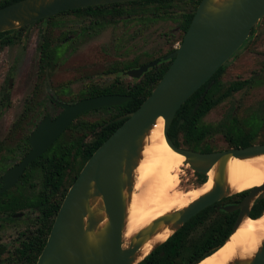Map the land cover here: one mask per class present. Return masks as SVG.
<instances>
[{
    "label": "water",
    "instance_id": "95a60500",
    "mask_svg": "<svg viewBox=\"0 0 264 264\" xmlns=\"http://www.w3.org/2000/svg\"><path fill=\"white\" fill-rule=\"evenodd\" d=\"M127 1L134 0H18L0 8V32L31 26L63 11ZM263 15L264 0H200L181 42L173 51L126 72L130 77L138 78L150 67L172 59L151 93L134 111L118 117L126 119L86 160L68 187L34 264H137L143 259L136 262L138 249L154 234L161 222L172 223L175 232L205 207L237 193L230 192L225 186L227 159L230 156L246 158L263 154L264 142L202 152L176 146L167 130L181 105L240 48ZM211 84H208L195 107ZM128 98L123 94H100L75 103L58 102L62 111L55 118L46 116L37 124L29 136L30 151L3 174L0 191L12 187L26 166L52 145L79 115L92 109L120 105ZM159 116L164 118L163 134L167 144L185 157V163L194 171L205 174L206 178L207 172L214 167V185L185 208L154 220L125 242L124 191L132 188L133 171L144 136ZM247 190L239 203L220 206L228 212L238 210L229 235L245 216L251 217L254 201L264 196V182ZM95 197H101L99 210L92 208ZM100 211H104L107 217L103 226H99L102 219ZM263 212L264 209L260 215ZM247 264H264V242Z\"/></svg>",
    "mask_w": 264,
    "mask_h": 264
},
{
    "label": "trees",
    "instance_id": "16d2710c",
    "mask_svg": "<svg viewBox=\"0 0 264 264\" xmlns=\"http://www.w3.org/2000/svg\"><path fill=\"white\" fill-rule=\"evenodd\" d=\"M16 1L18 0H0V8ZM199 1L200 0H186V3H188L187 5L190 7L189 9H183L181 20L179 21L182 35L181 40ZM148 5H154V11L152 13L171 14L175 8L173 0H134L63 11L51 16L48 20L41 19L35 24L43 22L50 25L57 16L70 13L76 15H84L87 13L89 17L90 14L97 15L98 17H105L106 14H110L114 17H118L119 15L130 16L135 12L148 10V8H145ZM126 7L128 8L125 9ZM188 10H192V12L188 13ZM27 26L0 32V45L13 43L17 35L21 34ZM253 32L254 29L251 30V34H253ZM60 39H62V35L58 37V40ZM52 41L50 32H44L39 46L40 61L38 66L39 72L42 74L45 73L47 69L53 68L57 61V45L52 46ZM171 60L161 61L157 65L149 68L133 83L113 81L110 85L105 87L88 88L79 94L78 98L97 96L100 94H123L128 95L129 98L120 105L102 107L116 110V112L107 119L87 121L81 118L82 115L86 114L88 111L79 115L70 123L49 149L33 161L32 168H30L29 171L36 172L41 180V188L37 192H33L36 199L35 204L42 206V210L44 208L47 209L48 214L53 215L56 213L68 187L74 181L86 160L126 119H118V117L134 111L143 102L156 86L171 63ZM112 71L115 72L117 69L114 68ZM222 73L223 65L220 66L177 110L167 130L169 138L176 146L191 148L202 152L217 151L219 149L214 144L211 142L205 143L204 140L208 137H212L218 132L222 133L225 140L234 147H244L256 142H264V133L261 132L264 128V119L257 120L250 117L244 118V120L240 122L236 116L230 115L224 122L218 124L220 125L219 127L218 125L213 126L212 124L202 122V117L221 100L250 83L248 79L234 80L219 93L222 86ZM209 83H212L211 86L203 96L202 101L195 107ZM36 107V103L32 100L26 102L22 112L11 125L9 136L12 138L13 136H17L15 139L21 141V143L17 142L19 146L27 145L25 132L29 131V128L35 125L39 118V111ZM66 132H69L67 138L64 136ZM180 134L182 140L179 139ZM89 135H91V138L86 139ZM259 136L262 137V139L256 141ZM2 148L5 147L0 145V150ZM3 165V162L0 161V169L4 167ZM195 173L198 177L197 183H202L206 180L205 174L198 171H195ZM23 180L25 183L26 179L23 178ZM23 188L21 183H17L12 189L0 192V197H8L7 199L0 198V210H20L26 203L29 204V202H25V198H23ZM247 193L248 190H243L205 207L186 221L167 240L154 248L137 264H195L222 245L231 231L237 211L228 212L219 209V205L238 203ZM52 194L57 198L55 204L50 201ZM263 209L264 196L254 201L250 210V216H259ZM49 229L50 225L45 233L40 248H38L36 254L28 264L35 263L45 243L46 234H48Z\"/></svg>",
    "mask_w": 264,
    "mask_h": 264
},
{
    "label": "rangeland",
    "instance_id": "374dc122",
    "mask_svg": "<svg viewBox=\"0 0 264 264\" xmlns=\"http://www.w3.org/2000/svg\"><path fill=\"white\" fill-rule=\"evenodd\" d=\"M173 2L175 8L171 14L152 13L154 5H148L146 11L135 12L129 18L117 17L113 23L85 34L79 32L90 19L87 13L59 15L50 25L42 22L27 26L13 43L0 45V145L12 147L15 144L16 139L9 136L11 125L29 100L36 103L38 117L44 111L56 115L60 108L50 102L51 95L59 101L72 102L92 84L104 86L115 77L126 83L137 81L138 78L125 73L108 72L114 68L124 69L126 64L132 66L150 61L179 45L182 35L177 24L183 9L190 6L186 0ZM252 29L253 34L250 32L240 48L223 64L219 93L234 80L248 79L250 83L221 100L202 117V122L216 126L230 115L236 116L240 122L250 117L264 119V15ZM44 32H50L52 46L60 42L58 37L61 33L70 35L71 39L62 42L56 53L55 65L42 74L38 66L39 46ZM115 112L113 108H99L88 111L81 118L87 121L107 119ZM261 132L264 133V128ZM68 135L69 132H66L65 138ZM90 138L91 135L86 137ZM179 139L182 140L181 134ZM259 139L262 137L259 136L256 141ZM204 142H211L219 150L234 147L220 132ZM5 167L0 169V175ZM180 179L184 188L200 185L189 164L182 167ZM4 233L8 234L7 231Z\"/></svg>",
    "mask_w": 264,
    "mask_h": 264
},
{
    "label": "bare ground",
    "instance_id": "6f19581e",
    "mask_svg": "<svg viewBox=\"0 0 264 264\" xmlns=\"http://www.w3.org/2000/svg\"><path fill=\"white\" fill-rule=\"evenodd\" d=\"M219 1V0H218ZM164 118L157 117L146 132L139 158L133 171L130 191H124L126 212L123 238L128 241L138 231L149 226L154 220L181 210L198 197L209 192L216 172L214 167L207 172L206 181L196 187L184 188L180 185L182 167H187L185 157L174 151L163 134ZM225 186L230 192H240L264 182V153L240 158L230 156L225 164ZM101 197L93 199L92 208L99 210ZM101 213L103 226L107 217ZM172 223L161 222L138 249L136 262L144 258L157 244L165 241L173 232ZM264 242V212L257 218L245 216L237 229L217 251L197 264H247Z\"/></svg>",
    "mask_w": 264,
    "mask_h": 264
},
{
    "label": "flooded vegetation",
    "instance_id": "af4514ba",
    "mask_svg": "<svg viewBox=\"0 0 264 264\" xmlns=\"http://www.w3.org/2000/svg\"><path fill=\"white\" fill-rule=\"evenodd\" d=\"M187 12L191 13L192 10H188ZM112 13H114V12H112ZM132 15H134V14H132ZM132 15H130V16H132ZM130 16L119 15L118 18H120V17L129 18ZM89 18L90 19H88L89 20L88 23L85 24L81 28L79 33L85 34L86 32H91V31L98 30V29H100L101 27H103V26H105L107 24L113 23V21L117 17H114V16H112L110 14H106L105 17H98L97 15L90 14ZM177 26L180 28L179 23L177 24ZM61 35H62V39H60L59 40L60 42H57V44H56L57 45V51L60 48V45L62 44V42H67L68 40L71 39L70 35H66L65 33H61L59 36H61ZM57 51H56V53L58 54ZM170 52H168V53H170ZM168 53H166V54H168ZM163 55H165V54H163ZM161 56H159V57H161ZM159 57H156V58H159ZM156 58H154V59H156ZM154 59H151V60H154ZM168 60H171V59H168ZM168 60H166V61H168ZM147 62H149V61H147ZM147 62L141 63L139 65H132V66L126 64L124 69L120 68V69L117 70L118 72L117 71L113 72L112 70H110L108 73H116V72L117 73H125L127 76H129L126 73L128 70L134 69V68H138V67H140L141 65H143V64H145ZM141 76H142V74H141ZM140 77H138V79ZM132 78H135V77H132ZM10 80L11 79H9V82H8V87L9 88L11 87ZM113 81H121V82H123L121 80V78L115 77L112 81H110L108 84H105L104 86H99V85L92 84V85H89L87 87V89L88 88H96V87H105L107 85H110ZM124 83H126V82H124ZM49 97H50L49 98L50 102H52L55 105H57L60 108V112H61L62 108L58 105V102H64V101H59L58 99L53 98L52 95L49 96ZM87 97H91V96H87ZM83 98H85V97H83ZM80 99H82V98H78V99H76V100H74L72 102H64V103H75V102H77ZM58 114L51 115L48 111L42 112L41 117L39 116L40 118L37 120V122L34 125V127L31 130L25 132L26 144H27L26 146H19L17 144V142L21 143V141L20 140H16L15 144L12 147H5V148H2L0 150V161L3 162V164H4L3 166H7V167H5V169L3 170L2 174L0 175V189H1L2 185H3V182L1 181V177L3 176V174L10 167H12L16 163L20 162L21 159L30 151L31 146H30V143H29V136L32 133V131L35 129L37 124L42 119H44L46 116H49L51 119H53ZM16 137L17 136H13V138H16ZM22 143H25V142H22ZM49 147L42 154H44L49 149ZM41 155H39V156H41ZM38 157H36L35 159H37ZM10 160L12 161V163L9 164L8 162ZM34 160H32L26 166V168L24 169V171L22 172V174L20 175L18 180L15 182V184L8 189V190H10L13 187H15V185L17 183H21L23 185V187H25V190H24L25 192L23 193V198H25V202H29V204L26 203V205L20 210H15V211H12L10 209L0 210V232H3L0 235V264H28L29 262H31L32 258L34 257V255L36 254L38 248H40L41 243L43 242L45 233H46L49 225H50V228H51V225L53 223L54 217L56 215V213L53 214V215L52 214H48L47 213V209L44 208L42 210V206H40L39 204H35V202H36L35 200L36 199H35V196L33 195V192H37L41 188V180H40V178H39V176L37 175L36 172L29 171V169L32 168V163H33ZM23 178L26 179L25 183H24ZM0 198L1 199L2 198L7 199L8 197L6 198L5 196H1ZM56 199H57L56 196L52 194V196L50 197V201H52L55 204L56 203ZM231 204H235V203H231ZM220 206H222V205H219V209H221ZM234 211H237V214H238V210H234ZM237 214L235 216L234 222L236 220ZM234 222H233V224H234ZM6 231L8 232V234L4 233ZM49 231H50V229H49ZM46 235L48 236V234H46ZM47 236H46V239H47Z\"/></svg>",
    "mask_w": 264,
    "mask_h": 264
}]
</instances>
